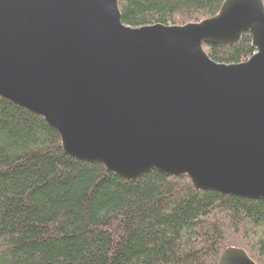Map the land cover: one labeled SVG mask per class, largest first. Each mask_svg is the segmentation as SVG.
I'll use <instances>...</instances> for the list:
<instances>
[{"label": "water", "instance_id": "obj_1", "mask_svg": "<svg viewBox=\"0 0 264 264\" xmlns=\"http://www.w3.org/2000/svg\"><path fill=\"white\" fill-rule=\"evenodd\" d=\"M252 36L218 64L206 46ZM0 96L42 118L64 152L128 181L151 171L264 201V3L225 0L184 26L123 24L118 0H0ZM218 264H255L227 248Z\"/></svg>", "mask_w": 264, "mask_h": 264}, {"label": "trees", "instance_id": "obj_2", "mask_svg": "<svg viewBox=\"0 0 264 264\" xmlns=\"http://www.w3.org/2000/svg\"><path fill=\"white\" fill-rule=\"evenodd\" d=\"M118 1L141 28L199 23L225 0ZM205 50L224 65L257 53L249 33ZM227 248L264 264V201L158 171L125 180L67 155L42 118L0 96V264H218Z\"/></svg>", "mask_w": 264, "mask_h": 264}]
</instances>
